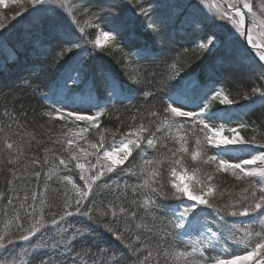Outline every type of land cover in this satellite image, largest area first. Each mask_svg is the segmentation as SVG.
Instances as JSON below:
<instances>
[{"label":"snow or ice","instance_id":"6c2138e0","mask_svg":"<svg viewBox=\"0 0 264 264\" xmlns=\"http://www.w3.org/2000/svg\"><path fill=\"white\" fill-rule=\"evenodd\" d=\"M0 59V264H264V0H0Z\"/></svg>","mask_w":264,"mask_h":264},{"label":"trees","instance_id":"16d2710c","mask_svg":"<svg viewBox=\"0 0 264 264\" xmlns=\"http://www.w3.org/2000/svg\"><path fill=\"white\" fill-rule=\"evenodd\" d=\"M260 2H261V0H256L257 4H259ZM18 10H19V6L11 5L5 11H6V14L10 16L12 13H14ZM18 21H12L11 22L12 26H10V30H9V34L11 36H16L18 34L19 30L22 29V27L24 26L23 20L18 18ZM93 35H94V33H93ZM145 39L147 40V39H149V37L146 36ZM185 47L191 48L192 45H185ZM196 57H197L196 53L189 52L186 54L184 59L187 62L191 63L193 68H195L196 64L198 63ZM108 60L111 63V65L115 71L120 72L122 70L121 64L123 63V59H122V55L119 51H113L111 53V55L108 57ZM117 61H120V63H117ZM3 63H4V61L2 59H0V64H3ZM157 70L159 71L160 69H157ZM18 75H20V69L18 67L14 66L6 73L4 82L10 83ZM3 103H6V101L3 100L2 98H0V104H3ZM134 103H138V102H134ZM0 111H2V108H0ZM257 115H258V113H254L252 115L251 119H256ZM105 119L108 121L107 126L110 129L121 128V123H122V119H123L121 113L114 111L110 117H106ZM127 122H130V121H127ZM2 123H6V121L0 122V125H2ZM43 123H44V121L39 120L38 117L34 119L32 114L29 113V116H28V132L35 133V140L33 141L32 150L29 153H27L28 158H33V157H37V156L40 158H43L45 153L38 148V145L43 144L46 140H48V134L49 133L52 135L53 138L60 135V125L59 124H57L55 126H49V125L45 124L43 128L39 127V125L43 124ZM13 130H15V125H13ZM247 134L252 135L251 132H249ZM26 163H27L26 159L22 158V162L20 164L16 165V167L18 169H23L25 167ZM8 167H11V166H8ZM40 170L41 169L39 166H31V165L27 166V175H28L29 179H27L23 182V186H26L29 191H35L37 189V182H36L33 174H34V172L40 171ZM49 171L52 174V180H47L46 174H42L41 180L39 183V188H40L41 192L43 193V190L45 188V184H47L48 195H50V196H55V195L62 196L63 195V189L65 188V183L59 179L56 170L46 169L45 173H47ZM64 174H68L66 170L60 173V175H64ZM6 175H9L8 168L4 167V166H0V192L7 193V185L5 184V181H4V178ZM9 178H11V177L9 176ZM68 188L70 189V185L68 186ZM23 194H24L23 192L20 193L21 196ZM70 194H71V191H70ZM2 210H3V205L0 204V212H2Z\"/></svg>","mask_w":264,"mask_h":264},{"label":"rangeland","instance_id":"374dc122","mask_svg":"<svg viewBox=\"0 0 264 264\" xmlns=\"http://www.w3.org/2000/svg\"><path fill=\"white\" fill-rule=\"evenodd\" d=\"M6 35H10L9 32L8 33H5ZM193 67V66H192Z\"/></svg>","mask_w":264,"mask_h":264}]
</instances>
